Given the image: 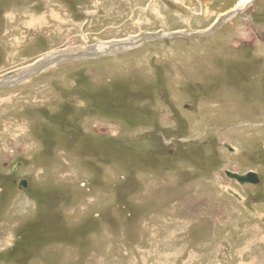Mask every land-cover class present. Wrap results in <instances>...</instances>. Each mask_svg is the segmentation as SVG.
<instances>
[{"label": "rangeland", "instance_id": "obj_1", "mask_svg": "<svg viewBox=\"0 0 264 264\" xmlns=\"http://www.w3.org/2000/svg\"><path fill=\"white\" fill-rule=\"evenodd\" d=\"M242 1L0 0V79L109 50L0 90V264H264V0L214 30Z\"/></svg>", "mask_w": 264, "mask_h": 264}, {"label": "water", "instance_id": "obj_2", "mask_svg": "<svg viewBox=\"0 0 264 264\" xmlns=\"http://www.w3.org/2000/svg\"><path fill=\"white\" fill-rule=\"evenodd\" d=\"M245 8H239L237 9L233 15L228 16V18H231L232 16H237L238 14H241L243 12ZM226 19V20H227ZM225 21V19H224ZM223 21V22H224ZM223 22L221 23H217L216 26L214 27V30H218L220 25H223ZM214 31V32H215ZM209 32H205L203 34H180V33H174L171 35H150L149 37H146L145 40H142L143 43L145 42H150L152 40H160V41H165V40H174V39H180V38H192V37H207ZM210 34V33H209ZM125 45V44H124ZM124 45H116V46H111L112 51L117 50L118 48L123 49ZM128 45L131 46H136L135 43H130ZM90 49V48H89ZM70 53L67 61H62L60 62V64L62 63H72L75 61H86L88 59H94V58H99L105 55H101L99 51L97 50H83L80 49V52L76 53ZM74 51V50H72ZM88 51V52H85ZM109 53V50L106 51ZM108 55V54H107ZM37 63V62H36ZM34 63L33 65L29 66L28 68H26L25 70L15 73L11 76H7L4 77L3 79H0V90H7V89H11L14 88L16 86H19L25 82L30 81L31 79H33L34 77L40 75L41 73H43V68L44 65H40V64H36ZM230 151H233V148L228 147ZM23 167V163H18L14 169H13V173H16V171L20 168ZM226 176L232 180H235L236 182H238L240 185H259L261 183V179L259 178V176L256 173H248L246 175H239L237 173H232L229 171H226ZM16 185L18 186L19 189H27L28 187V180L26 179H22L18 182H16Z\"/></svg>", "mask_w": 264, "mask_h": 264}, {"label": "bare ground", "instance_id": "obj_3", "mask_svg": "<svg viewBox=\"0 0 264 264\" xmlns=\"http://www.w3.org/2000/svg\"><path fill=\"white\" fill-rule=\"evenodd\" d=\"M252 1L253 0H243L239 5H241V6H243V8H246L247 6H248V4L247 3H252ZM246 4V5H245ZM238 5V6H239ZM237 7V6H236ZM236 9V8H235ZM235 12V11H234ZM233 12V13H234ZM233 13H226L225 15H224V13L223 14H221L220 15V17H218L217 19H216V21L214 22V23H221V22H223L224 21V19H225V21L223 22V24L229 19H227V17L228 16H231V15H233ZM227 19V20H226ZM237 19V18H236ZM213 26V25H212ZM216 26V25H215ZM214 26V27H215ZM222 25H220L219 27H221ZM219 29V28H218ZM135 42V41H134ZM123 43V42H122ZM127 43V42H126ZM126 43H125V45H126ZM124 45V44H123ZM128 45V44H127ZM126 45V46H127ZM129 46H131V45H128L127 46V48L129 47ZM102 46L100 45V46H97V48H84V50L86 49V50H97V51H99V52H101L100 54L101 55H107L108 54V52H106V51H108L107 49H105V50H102ZM73 52H75V50L74 51H72V50H65V51H62V52H59V53H57V54H55L54 56H53V58H51V59H47V58H44L45 60H43V59H41L40 61H38L36 64H40V65H44V68H43V70L44 69H47L52 63H54V62H60V61H62V60H65V61H67V59H68V57H69V55H70V53H73ZM78 52H80V49H77L76 50V53H78ZM85 52H88V51H85ZM53 55V54H52ZM43 60V61H42ZM63 64H68V63H63ZM62 65V64H61ZM60 65V66H61ZM57 66H59V65H57ZM136 92V91H135ZM103 100V99H102ZM136 109V108H135ZM197 227V226H196ZM37 247V246H36ZM166 255V254H165ZM39 262V261H38ZM53 263H55V264H58L55 260L53 261ZM40 264V263H39ZM46 264H48V263H46ZM69 264V263H68Z\"/></svg>", "mask_w": 264, "mask_h": 264}]
</instances>
